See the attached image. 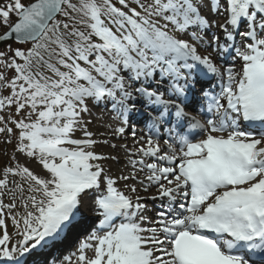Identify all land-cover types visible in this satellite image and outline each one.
Wrapping results in <instances>:
<instances>
[{
  "label": "snow or ice",
  "instance_id": "6c2138e0",
  "mask_svg": "<svg viewBox=\"0 0 264 264\" xmlns=\"http://www.w3.org/2000/svg\"><path fill=\"white\" fill-rule=\"evenodd\" d=\"M0 264H264V0H0Z\"/></svg>",
  "mask_w": 264,
  "mask_h": 264
},
{
  "label": "trees",
  "instance_id": "16d2710c",
  "mask_svg": "<svg viewBox=\"0 0 264 264\" xmlns=\"http://www.w3.org/2000/svg\"><path fill=\"white\" fill-rule=\"evenodd\" d=\"M25 2H27V0H25ZM0 31H3V29H0Z\"/></svg>",
  "mask_w": 264,
  "mask_h": 264
}]
</instances>
